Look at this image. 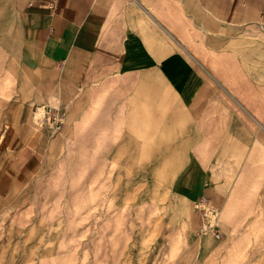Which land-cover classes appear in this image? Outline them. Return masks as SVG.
Listing matches in <instances>:
<instances>
[{
  "label": "rangeland",
  "instance_id": "374dc122",
  "mask_svg": "<svg viewBox=\"0 0 264 264\" xmlns=\"http://www.w3.org/2000/svg\"><path fill=\"white\" fill-rule=\"evenodd\" d=\"M216 35L215 48L181 50L213 75L218 89L234 95L256 88L264 108L262 65H251L252 57L264 58V30ZM98 84L68 109L34 176L0 194V264H264L263 128L260 143L230 129L226 144L198 155L211 160H193L194 145L158 144L153 128L123 127L114 83ZM226 99L230 122L264 126V112L243 109L246 99ZM189 184L220 206V239L196 233L202 221Z\"/></svg>",
  "mask_w": 264,
  "mask_h": 264
},
{
  "label": "crops",
  "instance_id": "0c3cea01",
  "mask_svg": "<svg viewBox=\"0 0 264 264\" xmlns=\"http://www.w3.org/2000/svg\"><path fill=\"white\" fill-rule=\"evenodd\" d=\"M261 30L264 0H0V194L34 176L43 148L58 134H48L42 123L47 107L65 119L101 80L114 83L123 127L153 128L158 144L194 145L193 160H211L198 155L205 146L226 144L230 129L245 140L249 133L261 140V122L254 128L228 120L227 96L246 99L240 100L243 109L264 112L254 99L260 96L256 88L234 95L218 89L213 75L181 50L217 47L212 34L222 40ZM251 65H262L257 80H264V58L252 57ZM38 112L43 114L35 122ZM188 189L193 209L201 196L220 209L205 191Z\"/></svg>",
  "mask_w": 264,
  "mask_h": 264
},
{
  "label": "built area",
  "instance_id": "2783aa9c",
  "mask_svg": "<svg viewBox=\"0 0 264 264\" xmlns=\"http://www.w3.org/2000/svg\"><path fill=\"white\" fill-rule=\"evenodd\" d=\"M41 120L48 134L54 135L62 130L64 114L58 108L48 106ZM193 206L201 216L202 221L196 233L202 235L211 232L216 239H220L221 233L218 231L220 213L218 208L210 202L207 196H201L194 201Z\"/></svg>",
  "mask_w": 264,
  "mask_h": 264
}]
</instances>
